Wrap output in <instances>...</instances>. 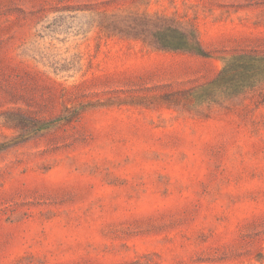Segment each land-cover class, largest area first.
<instances>
[{
    "label": "rangeland",
    "instance_id": "374dc122",
    "mask_svg": "<svg viewBox=\"0 0 264 264\" xmlns=\"http://www.w3.org/2000/svg\"><path fill=\"white\" fill-rule=\"evenodd\" d=\"M0 264H264V0H0Z\"/></svg>",
    "mask_w": 264,
    "mask_h": 264
}]
</instances>
